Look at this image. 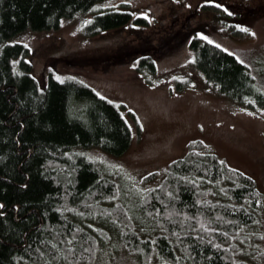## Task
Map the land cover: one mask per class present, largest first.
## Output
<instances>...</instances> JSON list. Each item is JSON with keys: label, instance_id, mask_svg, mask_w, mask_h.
<instances>
[{"label": "trees", "instance_id": "obj_1", "mask_svg": "<svg viewBox=\"0 0 264 264\" xmlns=\"http://www.w3.org/2000/svg\"><path fill=\"white\" fill-rule=\"evenodd\" d=\"M102 1L0 0V264L92 262L103 238L87 222L107 219L109 225L97 222L95 230L117 227L126 250L147 264H156L154 254L169 264H246L234 238L257 223L263 193L254 178L195 139L157 186L128 201L117 178L79 152L98 147L121 156L131 148L135 129L124 104L120 108L91 86L51 73L40 82L30 48L10 41L26 30L58 29L82 14L92 13L88 36L131 20L127 9H100ZM190 47L195 55L185 66L197 70L208 89L244 108H264V92L235 55L199 36ZM140 63L156 73L151 56ZM156 176L152 171L143 179ZM121 194L120 203L103 205ZM258 256L264 261V252Z\"/></svg>", "mask_w": 264, "mask_h": 264}, {"label": "rangeland", "instance_id": "obj_2", "mask_svg": "<svg viewBox=\"0 0 264 264\" xmlns=\"http://www.w3.org/2000/svg\"><path fill=\"white\" fill-rule=\"evenodd\" d=\"M218 3H224L230 11L217 15L214 10L203 8L218 6ZM218 3L105 0L99 4L100 9H127L132 14L131 20L88 36L84 32L85 21L90 20L92 13L82 14L73 20H64L58 29L26 30L10 41L22 42L30 48L32 73L40 82H45L51 73L61 81L73 79L91 86L120 108L124 104L126 109L121 110L135 129L131 148L121 156L98 147L79 152L102 164L116 177L128 192V201L135 194L141 195L157 186L166 175L169 163L182 157L195 139H201L207 151L217 154L231 168L254 178L263 193L257 223L242 228L234 240L240 244L237 255L246 264H264L258 256V252H264V113L218 95L205 86L197 70L185 66L195 55L190 47L191 39L201 37L198 34L203 32L210 37V42L215 40L217 45L240 57L264 92V0H218ZM137 12L147 15H137ZM138 17L147 22L135 21ZM236 24L252 31L236 28ZM223 26L226 30H222ZM229 28L238 30V35ZM143 56L154 59L156 73L141 65ZM178 84L185 85L178 88ZM129 110L135 114V121L130 118ZM137 124L141 128L139 134ZM152 171H158V176L145 181L143 178ZM121 197L122 194L108 199L103 205H116ZM94 221L109 225L105 223L109 219ZM92 222L87 224L96 234H102L103 239L94 261L79 264H147L139 254L126 250L117 227L95 230L98 223ZM152 261L169 264L156 254Z\"/></svg>", "mask_w": 264, "mask_h": 264}, {"label": "snow or ice", "instance_id": "obj_3", "mask_svg": "<svg viewBox=\"0 0 264 264\" xmlns=\"http://www.w3.org/2000/svg\"><path fill=\"white\" fill-rule=\"evenodd\" d=\"M129 2H130V0H129ZM203 2L206 3V4H214V3H218V0H203ZM218 6H219V8L223 9L225 12H229L230 11V9L228 7H226L224 3H218ZM136 14L137 15H141V16H146L147 15V13H145V12H137ZM230 14L234 15V13H230ZM87 22L88 21H85V23H87ZM235 27L236 28H240V29H242L244 31H248V32L252 31L250 28H247L243 24H236ZM252 34L254 35L255 33L253 32ZM198 35H200L205 41H209L210 40V37L208 35H205V33H203V32H200ZM211 43L217 44V41L211 40ZM218 47H221L224 51H229L227 48H224L223 45H218ZM233 55H235V53H233ZM236 58L238 60H240V57H236ZM240 62L244 63L243 60H240ZM57 79H60V77L57 76ZM245 111H247V109H245ZM260 112L264 113V108H261ZM257 203H259V201H257ZM0 207H2V205H0Z\"/></svg>", "mask_w": 264, "mask_h": 264}]
</instances>
